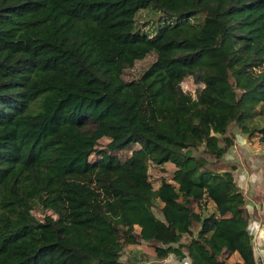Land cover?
Returning <instances> with one entry per match:
<instances>
[{"label":"trees","instance_id":"16d2710c","mask_svg":"<svg viewBox=\"0 0 264 264\" xmlns=\"http://www.w3.org/2000/svg\"><path fill=\"white\" fill-rule=\"evenodd\" d=\"M256 117L264 0H0V264H132L123 248L142 241L159 259L257 264L234 166H215L234 122L264 144ZM149 164L174 169L154 188Z\"/></svg>","mask_w":264,"mask_h":264},{"label":"rangeland","instance_id":"374dc122","mask_svg":"<svg viewBox=\"0 0 264 264\" xmlns=\"http://www.w3.org/2000/svg\"><path fill=\"white\" fill-rule=\"evenodd\" d=\"M161 17V12L156 10L145 8L137 14L136 25L140 30L144 31H153L157 28L159 20ZM154 54H148L143 59L137 60L134 65L130 68H127L123 74L125 80L136 79L139 75L146 69V67L154 60ZM181 86L183 90L190 92L191 94L195 93L197 84L194 83L192 78H186L182 81ZM240 92L239 90H237ZM259 108V107H258ZM264 117H256L250 122L247 121L246 124L250 128L257 127L262 124ZM228 131L231 135L234 136V144L231 145L225 154L219 159V168H222L224 164L227 165V168L230 169L234 166L233 169V178L238 185L240 191L245 196V207L248 210L249 214V231L253 237L254 228L259 227L260 230L257 233L259 236V247L264 246V144L258 138V131H254V135L249 137V135L242 131L240 126L237 123H232ZM107 143L106 139H101L99 141L98 147H103ZM212 164L218 162L215 161L212 157L206 156ZM165 166V165H164ZM248 167L250 169V174L247 171L248 175H252L251 183H242L240 170H246ZM166 172H163L160 167L149 164V176L150 180L156 188L159 184L160 178L164 175H170L173 171V166L166 165ZM160 203L156 200L154 201L153 211L157 217L162 218V215L159 210ZM33 213L39 217H43V212L39 210H34ZM202 213L204 215H209L211 213H216L215 206L212 202L208 201L206 205L202 207ZM184 240V239H183ZM252 243L257 250V244L255 241ZM187 253L184 252L183 258H179L175 254L171 253L168 257L164 259H159L155 256L153 247L148 243L142 241L137 245H126L122 251V259L126 261H131L132 264H191V259ZM260 258V257H259ZM236 259V256L230 258L229 261ZM260 263L262 261L260 260Z\"/></svg>","mask_w":264,"mask_h":264},{"label":"built area","instance_id":"2783aa9c","mask_svg":"<svg viewBox=\"0 0 264 264\" xmlns=\"http://www.w3.org/2000/svg\"><path fill=\"white\" fill-rule=\"evenodd\" d=\"M249 177L247 176V173H245V175L243 174V176L241 177V182L243 183H247L249 182ZM260 230L258 226H256L254 228V232H253V237L251 235V238H253V242L255 241V243L257 244V250L254 247L253 243V252H254V256L256 259L257 264H264V246L263 247H259L260 241H259V236L260 234L257 233V231ZM251 231V229H250ZM260 257V258H259ZM260 260L262 261V263H260Z\"/></svg>","mask_w":264,"mask_h":264},{"label":"crops","instance_id":"0c3cea01","mask_svg":"<svg viewBox=\"0 0 264 264\" xmlns=\"http://www.w3.org/2000/svg\"><path fill=\"white\" fill-rule=\"evenodd\" d=\"M247 169L246 170H240V176L242 177L243 176V174L245 175V173H247V171L249 172V174L251 173L250 172V169L248 168V167H246ZM247 176L249 177L248 179H249V182L251 183V178L253 177L252 175H248V173H247Z\"/></svg>","mask_w":264,"mask_h":264}]
</instances>
